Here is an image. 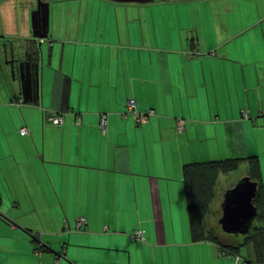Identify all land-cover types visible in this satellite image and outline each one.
Listing matches in <instances>:
<instances>
[{
    "label": "crops",
    "instance_id": "obj_1",
    "mask_svg": "<svg viewBox=\"0 0 264 264\" xmlns=\"http://www.w3.org/2000/svg\"><path fill=\"white\" fill-rule=\"evenodd\" d=\"M71 1L49 2L48 37L36 41V2L16 18L0 3V264H264L252 261L251 245L238 256L222 250L244 235L218 223L233 186L224 183L235 173L251 178L246 158L257 160L264 201V0ZM154 5L195 6L198 16L183 26L151 17L135 43L111 41H120L118 31L107 40L90 33L105 27L92 23L104 8L129 18ZM37 43L39 97L24 100L5 59L12 49L37 58ZM130 99L154 115L136 124L125 113ZM53 114L61 125L48 122ZM230 158L243 161L216 178L196 240L183 167ZM139 229L142 241L133 236ZM209 231L218 242L206 239Z\"/></svg>",
    "mask_w": 264,
    "mask_h": 264
},
{
    "label": "water",
    "instance_id": "obj_2",
    "mask_svg": "<svg viewBox=\"0 0 264 264\" xmlns=\"http://www.w3.org/2000/svg\"><path fill=\"white\" fill-rule=\"evenodd\" d=\"M50 1L51 0H36V10L34 13L38 14L37 21L39 22L40 32L36 34L34 30L32 31L35 41L48 37V7ZM109 1L119 3H146L152 0ZM33 22L34 20H32V27L34 28ZM37 48L39 53L37 58L33 57V55L26 50L21 52L22 56H16L20 54L15 51L16 49H12L9 60L5 59V63L10 67L12 79L18 77L24 100L26 95H30L32 98L33 92L35 98L39 97V82L40 72L43 67V57L39 49V43H37ZM257 186V182L251 180L248 176H243L241 179L237 180L231 188L227 189L224 194V200L221 203L222 213H220L221 216L218 219L219 226L223 232L233 235H245L249 232L257 216V210L253 204Z\"/></svg>",
    "mask_w": 264,
    "mask_h": 264
},
{
    "label": "trees",
    "instance_id": "obj_3",
    "mask_svg": "<svg viewBox=\"0 0 264 264\" xmlns=\"http://www.w3.org/2000/svg\"><path fill=\"white\" fill-rule=\"evenodd\" d=\"M51 123V122H50ZM52 124V123H51ZM55 125V124H53ZM250 165V179L257 182V192L253 204L257 210L256 220L252 224L251 229L244 235L241 243H227L222 245V250L227 253L238 256L241 248L251 245L253 252V260L258 263H264V201H262V191L259 188V175L257 160L255 158H246ZM243 160L241 158H230L225 160L199 162L185 165L183 172V180L185 183L188 201V210L193 236L196 240H200L204 235L203 218L209 213L210 202L214 197V188L220 173H229L238 169V165ZM206 239L215 240L214 233L209 231Z\"/></svg>",
    "mask_w": 264,
    "mask_h": 264
},
{
    "label": "rangeland",
    "instance_id": "obj_4",
    "mask_svg": "<svg viewBox=\"0 0 264 264\" xmlns=\"http://www.w3.org/2000/svg\"><path fill=\"white\" fill-rule=\"evenodd\" d=\"M74 1H76V0H72L71 2H74ZM82 1L88 2V1H97V0H82ZM1 2L9 3V6H11L10 14L12 13L11 15L16 18L17 13H18V17L21 16L20 13L23 11V7H26L27 5L33 4V2H36V0H0V3ZM117 10H118V13L116 12ZM195 10H196L195 6L193 8H187L184 5H179V7L176 8L173 6L162 7L161 5H154L153 7L146 6L141 11L136 10L135 12H131V16L129 18H127V11H125L123 8H115V7L114 8H106V9L104 8V9L99 11L100 15L97 16V19L96 18L92 19V23L96 22V20H97V23H101L102 20H105V23H106L105 27L100 26V24H98L99 27H95L94 25H92L91 26L92 29L90 30V33H95L98 30L97 34H99V35H100V33L104 34L105 40H107L109 35H111V34L113 35L114 33H117V31H118L120 33V41L115 39V38L112 39L111 41L124 42V43H131V42L135 43V42L141 41V33L143 32L142 28L144 30L150 29V27L146 25V22L149 21L151 19V17L158 18V17H162L164 14L166 16V18H172V19L180 18L181 24H179V25L183 26V23H186V21H183V20L188 19L185 17H197L198 16V15H196V16L193 15L195 13ZM31 13L32 12L29 13V20L31 18ZM169 15H172V16H169ZM99 16H100V20H99ZM117 17H118L117 20H119L118 26H116V22H117L116 18ZM124 18L127 19V23H126ZM140 22H141V24H140ZM125 25H127V28H126L127 29V42L125 39V34L123 33L124 28L126 27ZM100 29H101V32L99 31ZM146 33L147 32L145 31L144 34H146ZM172 36L173 35H171L169 37L171 38ZM157 38H158V40H157V42H158L161 37H157ZM158 44L160 45V44H162V42L159 41ZM166 45H169L171 47L173 46L172 43L166 44ZM116 51H118V50H116ZM119 52H124V51L119 50ZM243 176H241V174H238V173L232 174V177H231L232 180L226 181L224 183V186L227 184L231 185V183H233V185H234L236 183V181L241 179ZM227 188L224 189L225 191L222 195V198H221L222 200L220 201L221 203L224 200V194L226 193ZM220 213H222V210L220 211ZM231 238H233V237H231Z\"/></svg>",
    "mask_w": 264,
    "mask_h": 264
},
{
    "label": "built area",
    "instance_id": "obj_5",
    "mask_svg": "<svg viewBox=\"0 0 264 264\" xmlns=\"http://www.w3.org/2000/svg\"><path fill=\"white\" fill-rule=\"evenodd\" d=\"M126 114H133L135 115V122L138 125L143 124L146 122L150 116L154 115V111L150 110L149 112L146 113H139L136 109L135 101L130 99L126 103ZM247 114L244 112V117H246ZM48 122H51L52 124L55 125H61L63 123V116L62 114H53L47 118ZM77 124L80 123V117H77ZM99 129L102 133V135L106 134L107 131V116L105 113L99 114V121H98ZM185 127V120H177L176 128L179 132L183 131ZM20 134L25 135L28 134V130L25 127H22L20 129ZM76 225L77 227H80L84 222L83 219H77L76 220ZM136 239L142 241L144 240V231L142 229L136 230V232L133 235Z\"/></svg>",
    "mask_w": 264,
    "mask_h": 264
},
{
    "label": "flooded vegetation",
    "instance_id": "obj_6",
    "mask_svg": "<svg viewBox=\"0 0 264 264\" xmlns=\"http://www.w3.org/2000/svg\"><path fill=\"white\" fill-rule=\"evenodd\" d=\"M33 60H34V59H33ZM33 60H32V61H33Z\"/></svg>",
    "mask_w": 264,
    "mask_h": 264
}]
</instances>
